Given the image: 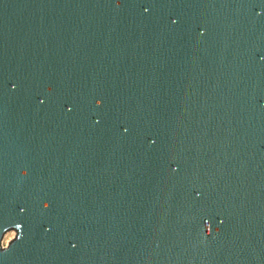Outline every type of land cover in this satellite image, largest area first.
Returning <instances> with one entry per match:
<instances>
[{"label":"water","instance_id":"water-1","mask_svg":"<svg viewBox=\"0 0 264 264\" xmlns=\"http://www.w3.org/2000/svg\"><path fill=\"white\" fill-rule=\"evenodd\" d=\"M0 264H264V0H0Z\"/></svg>","mask_w":264,"mask_h":264},{"label":"rangeland","instance_id":"rangeland-1","mask_svg":"<svg viewBox=\"0 0 264 264\" xmlns=\"http://www.w3.org/2000/svg\"><path fill=\"white\" fill-rule=\"evenodd\" d=\"M16 230L15 229H9L5 232L3 238H2V246L6 247L9 245V243L14 239L16 236Z\"/></svg>","mask_w":264,"mask_h":264}]
</instances>
